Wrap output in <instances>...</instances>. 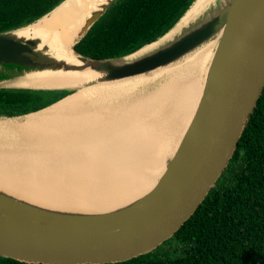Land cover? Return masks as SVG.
Wrapping results in <instances>:
<instances>
[{
	"label": "water",
	"instance_id": "water-1",
	"mask_svg": "<svg viewBox=\"0 0 264 264\" xmlns=\"http://www.w3.org/2000/svg\"><path fill=\"white\" fill-rule=\"evenodd\" d=\"M117 1L108 0L87 17L72 59L58 58L56 41L17 36L65 2L32 25L0 33V90L67 93L29 114L39 113L76 90L13 84L35 81L46 72L91 76L82 88L125 82L174 66L217 40L194 115L155 185L120 205L94 211L49 208L0 189V257L28 264H116L153 252L175 236L216 187L257 108L264 91V0H217L165 39L196 0L168 33L132 54L102 60L79 54L75 47Z\"/></svg>",
	"mask_w": 264,
	"mask_h": 264
},
{
	"label": "bare ground",
	"instance_id": "bare-ground-1",
	"mask_svg": "<svg viewBox=\"0 0 264 264\" xmlns=\"http://www.w3.org/2000/svg\"><path fill=\"white\" fill-rule=\"evenodd\" d=\"M107 1L67 0L17 36L56 41L58 58L72 59L85 20ZM216 1L197 0L165 39ZM217 43L132 84L82 88L91 76L52 72L13 84L76 91L42 112L18 120L0 117V189L49 208L82 211L108 209L148 192L194 115ZM67 45L70 58L61 54Z\"/></svg>",
	"mask_w": 264,
	"mask_h": 264
},
{
	"label": "trees",
	"instance_id": "trees-1",
	"mask_svg": "<svg viewBox=\"0 0 264 264\" xmlns=\"http://www.w3.org/2000/svg\"><path fill=\"white\" fill-rule=\"evenodd\" d=\"M65 1L0 0V33L32 25ZM195 1L118 0L75 49L98 60L132 54L168 33ZM67 47L61 54L69 57ZM66 95L0 90V116L37 112ZM172 243L181 254L168 257L163 249ZM0 264L28 263L0 257ZM116 264H264V91L226 172L195 214L162 247Z\"/></svg>",
	"mask_w": 264,
	"mask_h": 264
},
{
	"label": "rangeland",
	"instance_id": "rangeland-1",
	"mask_svg": "<svg viewBox=\"0 0 264 264\" xmlns=\"http://www.w3.org/2000/svg\"><path fill=\"white\" fill-rule=\"evenodd\" d=\"M141 80H133V81H129L127 84H132L134 82H140ZM7 120H13V119H9V118H6ZM19 118H16L14 120H18ZM163 246V245H162ZM161 246V247H162ZM181 247L176 245L175 243H172L171 245H168V246H165L164 249H163V253H166V256L168 257H175V256H178L177 252L179 254H181Z\"/></svg>",
	"mask_w": 264,
	"mask_h": 264
}]
</instances>
